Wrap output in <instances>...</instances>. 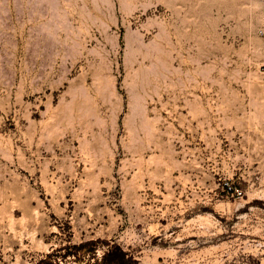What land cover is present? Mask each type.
<instances>
[{"label": "rangeland", "instance_id": "374dc122", "mask_svg": "<svg viewBox=\"0 0 264 264\" xmlns=\"http://www.w3.org/2000/svg\"><path fill=\"white\" fill-rule=\"evenodd\" d=\"M252 1L0 0V264H264Z\"/></svg>", "mask_w": 264, "mask_h": 264}, {"label": "built area", "instance_id": "2783aa9c", "mask_svg": "<svg viewBox=\"0 0 264 264\" xmlns=\"http://www.w3.org/2000/svg\"><path fill=\"white\" fill-rule=\"evenodd\" d=\"M260 70L262 73H264V63L261 65ZM224 189L228 192V194H231L232 196H237V197L243 196V193L241 191H238L229 184H225Z\"/></svg>", "mask_w": 264, "mask_h": 264}, {"label": "bare ground", "instance_id": "6f19581e", "mask_svg": "<svg viewBox=\"0 0 264 264\" xmlns=\"http://www.w3.org/2000/svg\"><path fill=\"white\" fill-rule=\"evenodd\" d=\"M251 1H252V0H251ZM252 2H253V1H252ZM255 2H256V1H255ZM254 4H255V3H254ZM254 4H253V5H254ZM255 5H257V4H255ZM255 5H254V7H255ZM259 5H260V4H259ZM257 6H258V5H257ZM257 8H258V7H257ZM257 8H254V9H257ZM259 8H260V7H259ZM103 87H104V86H103ZM105 89H106V88H105ZM149 130H150V129H149ZM10 220H11V219H10ZM11 221H12V220H11ZM9 224H10V223H9ZM9 224H8V225H9ZM11 230H12V229H11ZM12 232H13V231H12Z\"/></svg>", "mask_w": 264, "mask_h": 264}]
</instances>
